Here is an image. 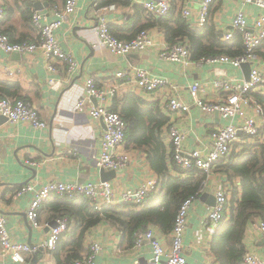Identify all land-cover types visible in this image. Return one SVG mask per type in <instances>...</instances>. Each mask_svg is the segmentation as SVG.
<instances>
[{"label":"crops","instance_id":"1","mask_svg":"<svg viewBox=\"0 0 264 264\" xmlns=\"http://www.w3.org/2000/svg\"><path fill=\"white\" fill-rule=\"evenodd\" d=\"M102 1L104 0H78L74 16L63 23L55 34L62 51L71 55L78 63V68L72 75L62 65H56L57 72L49 73L40 54L17 56L0 51V96L31 103L46 124V128L40 130L33 129L28 124H11L5 120L0 122V215L6 220L5 228L9 237L28 246L29 242L33 247L46 242L50 231H45L46 224L49 217L53 216L49 203L55 197L41 206L39 219L42 227L35 229L26 217L33 196L28 194L12 201L10 194L13 191L27 183L41 187L52 181L79 184L100 181V170L96 168L95 160L100 152L99 137L104 129L103 124L100 120L91 119L86 113L74 110L75 103L83 96L86 79L92 78L98 89L116 87L113 97L118 100L127 93H132L145 103L157 105L168 119L159 132V139L166 150V165L171 176L180 175L172 169L168 128L175 127L185 135L187 152L205 151L210 145L209 134L226 124L219 115L203 114L192 103L189 86L195 82L200 83L199 97L203 101L217 102L221 95L213 89V80L225 78L245 81L241 67L192 64L182 68L163 61L158 53L167 44L163 33L156 27L147 29L153 41L151 48L125 57L111 56L97 38L98 16L105 17L111 33L122 40H128L140 26L148 24L142 3L151 0H127L125 5L122 0H105L107 5L100 6ZM201 1L171 0V7L177 13H181L185 7L190 8L192 22ZM62 2L63 0H0L3 10L0 34L6 35L11 42L33 43L36 32L30 22L31 12H41L48 16V20H53L55 18L50 13L51 8ZM36 4L41 10H35ZM109 6H113V10H100ZM210 12L209 19H212L218 34L231 30L232 19L238 12H243L250 24L264 14L262 9L240 0H214ZM254 66L264 73V59L257 56ZM132 68H142L152 76L166 79L175 87L173 94L188 105L189 112L169 114L165 111V100L170 94L168 88L145 94L130 90L125 84L120 86L114 74ZM222 72L224 77H219ZM50 80L55 86L49 84ZM113 97L107 101L109 109L113 106ZM96 105V100L90 99L85 102V110ZM256 119L263 127V118L257 116ZM117 153L129 158L126 167L121 171H114L115 178L108 181L117 195L125 189L137 187L143 179L157 180L158 176L148 159L147 148L125 142ZM28 162L36 165L31 166ZM219 190L227 192L230 210L241 198L240 179L228 180L219 168L206 175L202 193L189 211L183 237V255L190 264H217L212 243L220 226L213 227L206 223V218L213 207L212 198L215 200L214 194ZM202 194H206L203 200L200 199ZM53 221L54 219L49 223ZM150 229L164 249L169 250L170 234L161 233L156 228ZM121 240L122 236L117 229L107 223H100L85 233L84 245L86 250L93 244L100 246L94 264H146L151 260L152 249L149 242L143 241L140 247L129 248L122 245ZM243 246L246 252L264 258V240L254 223L246 228ZM42 253L41 256L36 255L41 258L37 264H56L51 253L45 250ZM33 254H25L23 262L18 264H32ZM0 264L15 263L6 258L0 259Z\"/></svg>","mask_w":264,"mask_h":264},{"label":"built area","instance_id":"2","mask_svg":"<svg viewBox=\"0 0 264 264\" xmlns=\"http://www.w3.org/2000/svg\"><path fill=\"white\" fill-rule=\"evenodd\" d=\"M30 1V0H29ZM214 0H202L198 13L191 22L193 14L190 8L182 9L181 17L193 28L201 29L208 22L210 8ZM244 4H253L264 11V0H240ZM78 0H63L62 4L53 5L51 15L55 18L48 20V16L38 11H32L30 22L36 32L35 41L11 42L9 38L0 34V51L5 54H40L46 64L49 73L57 72L56 65L64 66L70 75L78 68V63L69 54L62 51L57 39L56 32L61 25L68 22L77 10ZM147 16L164 18L171 11V0H151L142 3ZM113 6L105 9L113 10ZM0 6V17L2 16ZM97 38L99 43L111 56L125 57L143 52L153 46V41L148 31H141L134 39L122 41L113 37L109 31L108 22L104 16L97 19ZM234 32L241 34L246 52L243 56L230 58L225 55L203 58L197 62L190 59V52L185 42L168 46L164 45L159 51V58L166 62L177 64L182 68L190 65H230L240 68L243 64L250 65L249 80L218 78L212 81V87L220 92L221 98L217 102L203 101L199 97L200 83L195 82L189 86V94L192 103L206 115L217 114L226 124L215 129L209 134L210 145L208 150H185V135L175 127L168 128V141L176 167L183 171L197 170L208 175L216 166L226 160L233 152L236 144H257L263 140L262 127L256 117H261L260 107L248 96L251 93L264 95V73L254 66L257 56L254 50L264 41V14L254 19L251 24L243 12H238L232 19L231 30L219 34L222 41L232 39ZM10 74V73H9ZM224 77V73H219ZM114 78L120 86L126 85L130 90H138L145 94L156 93L163 89H170L166 94L164 109L167 113H187L189 107L173 91L175 87L166 79L152 76L142 68H132L119 71ZM49 84L55 86L50 80ZM117 88L98 89L94 80L88 78L84 82V93L74 106L75 112L86 113L93 120H100L103 131L99 137L100 152L95 160V166L104 171H121L128 164V156L118 154L117 151L125 144V124L117 113L111 112L108 107V99L116 94ZM94 99L96 106L85 110V102ZM251 112V114H250ZM0 117L5 118L11 124L23 123L30 125L33 129H45L46 124L41 120L33 105L22 99H8L0 97ZM241 136L245 139L242 140ZM29 163V162H28ZM34 166L35 163H29ZM203 186V185H202ZM158 190V182L154 178L143 179L135 188L123 190L119 195L114 192L110 182H87L84 184L52 181L41 187L35 184H25L10 194L12 201L31 194L33 198L26 211L27 220L35 229L42 226L38 222V213L43 204L51 197L74 198L84 197L96 210L105 205L116 206L130 203L143 205L151 194ZM202 188L193 196L186 199L180 206L170 233L171 245L165 250L154 231L149 229L136 236L133 248L140 247L143 241L151 245L152 258L146 264H190L183 255V237L185 234L188 214L198 197ZM215 203L207 214L206 223L218 227L223 221L224 214L228 208V194L219 190L214 194ZM56 228L50 229L48 238L41 246L33 247L12 240L5 228L6 220L0 215V259H9L18 264L24 260V255L34 253L38 248L52 253L57 246L59 237L68 230V222L64 219L55 221ZM46 226H48L46 224ZM255 228L264 240V223H254ZM100 246L93 244L88 254L82 260L73 264H94L95 256L99 253ZM243 264H264V258L251 252H246L242 259ZM135 264H138L135 262Z\"/></svg>","mask_w":264,"mask_h":264},{"label":"trees","instance_id":"3","mask_svg":"<svg viewBox=\"0 0 264 264\" xmlns=\"http://www.w3.org/2000/svg\"><path fill=\"white\" fill-rule=\"evenodd\" d=\"M104 1L100 6L107 5ZM122 3L125 5L128 2L122 0ZM146 17L150 22L140 26L128 40L120 39L111 33L110 28L109 31L118 40L130 41L141 31L156 27L163 33L168 46L185 42L193 62L221 55L237 58L246 52L240 33L234 32L231 40L222 41L211 18L203 28L196 29L188 25L181 13L175 12L172 7L164 18ZM254 54L264 59V41L254 50ZM248 96L261 109L264 134V95L251 93ZM112 103L110 111L117 113L125 124L127 144L147 148L151 168L158 176V190L143 205H105L100 210L94 209L82 196L55 197L49 203L53 216L49 217L48 223L52 219L68 222V230L59 237L56 249L51 253L56 264H73L82 260L89 250L84 245L85 233L100 223H107L117 229L122 236L121 244L129 248L134 247L137 234L151 227L170 234L181 204L195 195L206 180V174L200 171H183L176 167L171 150L172 169L180 176L169 174L166 150L159 139V132L168 119L156 104L145 103L132 93H127L120 100L113 97ZM241 139L245 138L241 136ZM217 168L230 181L240 179L241 198L230 210L227 205L228 211L214 236L212 250L217 264H243L246 253L243 239L247 226L256 222L264 223V136L261 143L236 144L232 154L220 162ZM38 222L41 223L39 213Z\"/></svg>","mask_w":264,"mask_h":264},{"label":"water","instance_id":"4","mask_svg":"<svg viewBox=\"0 0 264 264\" xmlns=\"http://www.w3.org/2000/svg\"><path fill=\"white\" fill-rule=\"evenodd\" d=\"M34 8H35V10H41V7L38 6V4H36ZM16 55L19 56V54H16ZM241 70L243 72L245 81H248L249 80V73H250V65L249 64H243L241 66ZM3 120L6 121L5 118L1 117L0 118V122L3 121ZM115 176H116V174H115L114 171H108V172H106L104 170H100L99 171L100 182H108V181L114 179ZM205 198H206V194H202V196L200 197L201 200H203ZM212 201H213L212 202L213 203L212 206H214V201H215L214 198H212ZM54 228H56V223L53 221V222L48 224V226L45 229V231L48 232L50 229H54ZM29 246H30L31 249L33 248L32 244L30 242H29ZM42 252H43L42 248H38L34 252L32 264H37L39 262V260H41V258H37L36 255H40L41 256L43 254Z\"/></svg>","mask_w":264,"mask_h":264}]
</instances>
